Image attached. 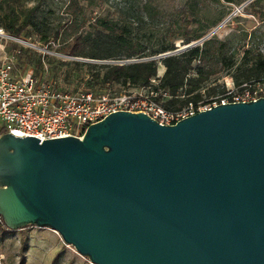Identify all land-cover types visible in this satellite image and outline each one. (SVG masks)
<instances>
[{
	"label": "water",
	"instance_id": "water-1",
	"mask_svg": "<svg viewBox=\"0 0 264 264\" xmlns=\"http://www.w3.org/2000/svg\"><path fill=\"white\" fill-rule=\"evenodd\" d=\"M0 218L93 264H264V97L170 125L116 110L81 138L2 133Z\"/></svg>",
	"mask_w": 264,
	"mask_h": 264
},
{
	"label": "rangeland",
	"instance_id": "rangeland-1",
	"mask_svg": "<svg viewBox=\"0 0 264 264\" xmlns=\"http://www.w3.org/2000/svg\"><path fill=\"white\" fill-rule=\"evenodd\" d=\"M70 1L24 0L28 6L38 4L43 20L50 27L58 28V37L45 45L31 28H25L17 37L0 35V61L14 55L16 67L32 68L33 73L52 81L62 91L90 90L96 94L134 91L138 87L120 84H108L99 88L93 83L92 69L86 64L75 63L100 64L116 63L115 61L71 57L60 51L63 43L73 34L91 29L96 16L112 20L119 26H127L149 47L167 37V31L174 29L177 24H188L189 28H206L205 34L186 45H182L181 40H176L177 48L172 52L215 37L224 43L222 54L230 56L235 63L245 58L246 49L251 50L252 54L259 51L264 55V0H103L101 5H89L86 0H75L82 10L71 9ZM71 22L74 25L70 27ZM2 32L7 35L3 30ZM19 47L20 54L15 52ZM162 56L163 54L157 55L155 58ZM163 69L159 63V76ZM216 82L223 85L226 91L232 86L235 88L227 72L218 75ZM152 83L155 84L156 80ZM201 92L202 98L193 108L212 106L216 101L213 100L216 95H207L204 89ZM208 100L211 102L208 103ZM0 264L93 263L87 256L79 254L71 244L64 243L59 234L50 228L29 224L20 229L9 230L0 223Z\"/></svg>",
	"mask_w": 264,
	"mask_h": 264
},
{
	"label": "trees",
	"instance_id": "trees-1",
	"mask_svg": "<svg viewBox=\"0 0 264 264\" xmlns=\"http://www.w3.org/2000/svg\"><path fill=\"white\" fill-rule=\"evenodd\" d=\"M86 1L89 5L103 3V0ZM70 6L71 9L82 10L75 0L70 1ZM71 25L74 22L70 23V27ZM91 27L85 32L73 34L63 43L60 51L71 57L115 61L116 63L100 64L75 63L86 64L92 69L93 83L99 88L108 84L150 87L157 93L155 99L170 111L179 110L189 103L196 106L202 98L203 89L207 95H216L213 100L219 102V98L226 93L224 86L216 82L222 72L229 73L235 91L241 90L244 84L264 83V55L259 51L252 54L251 50L246 49L245 58L235 63L230 56L222 54L224 43L215 37H209L200 44L172 53L177 48L176 40H181L182 45L189 44L203 37L206 28H189L188 24H177L174 29L167 31V37L149 47L127 26H119L105 17L96 16ZM25 28H31L45 45L58 37V28L50 27L43 20L38 4L28 6L24 0H1L0 29L17 37ZM17 50L20 54L21 48ZM165 53L168 54L155 58ZM159 63L164 68L160 76L157 74ZM34 75L41 78L36 73ZM152 79L156 80L155 84ZM101 93L103 92L97 94ZM207 102L210 103L211 100ZM0 223L3 224L1 218Z\"/></svg>",
	"mask_w": 264,
	"mask_h": 264
},
{
	"label": "built area",
	"instance_id": "built-area-1",
	"mask_svg": "<svg viewBox=\"0 0 264 264\" xmlns=\"http://www.w3.org/2000/svg\"><path fill=\"white\" fill-rule=\"evenodd\" d=\"M0 35L8 36L2 29ZM156 95L150 87H138L123 93L62 91L52 81L37 78L32 68L16 67L12 55L0 61V134L9 132L18 137L34 136L40 141L65 136L81 138L89 124L116 110L143 112L160 124L170 125L211 107L197 109L189 103L179 110L170 111L155 99ZM259 97H264V83L244 84L239 91L232 86L213 105Z\"/></svg>",
	"mask_w": 264,
	"mask_h": 264
},
{
	"label": "crops",
	"instance_id": "crops-1",
	"mask_svg": "<svg viewBox=\"0 0 264 264\" xmlns=\"http://www.w3.org/2000/svg\"><path fill=\"white\" fill-rule=\"evenodd\" d=\"M163 71H164V69H163Z\"/></svg>",
	"mask_w": 264,
	"mask_h": 264
}]
</instances>
